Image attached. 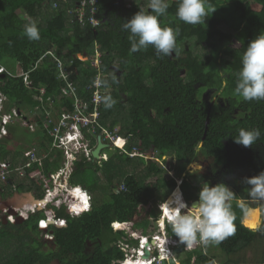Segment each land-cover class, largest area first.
<instances>
[{
    "label": "trees",
    "instance_id": "trees-1",
    "mask_svg": "<svg viewBox=\"0 0 264 264\" xmlns=\"http://www.w3.org/2000/svg\"><path fill=\"white\" fill-rule=\"evenodd\" d=\"M79 1L0 0L2 112H20L0 139V162L11 171L4 182L0 178V198L17 192L42 198L44 179L51 182L49 174L62 167L51 118L72 109L73 99L64 93L57 62H63L80 98L89 99L86 86L95 70L76 55L93 54L94 46L109 87L99 121L117 131L119 146L104 148L106 160H73L68 183L88 191L90 209L71 216L64 205L48 206L57 222L50 227L51 240L37 229L44 210L20 224L3 223L0 210V264H119L124 252L117 242H137L112 223L130 222L152 234L157 226L150 222L159 216L155 202L170 195L178 177L186 201H205L231 187L225 201L211 199L204 212L219 231L215 240L183 250L179 264H214L211 247L228 261L243 249L254 252L259 230L245 227L242 218L254 205L245 200L261 194L238 177L249 163L264 164V0H166L148 8L140 0H97L87 4L83 23L68 13ZM92 9L96 26L88 18ZM37 15L41 20L31 23ZM233 40L237 46H230ZM23 118L33 127L23 126L18 134ZM95 142L91 137V148ZM153 151L165 158L163 167L144 158ZM194 160L203 171L186 170ZM126 167L132 171L123 172ZM166 231L178 235L170 223Z\"/></svg>",
    "mask_w": 264,
    "mask_h": 264
},
{
    "label": "built area",
    "instance_id": "built-area-1",
    "mask_svg": "<svg viewBox=\"0 0 264 264\" xmlns=\"http://www.w3.org/2000/svg\"><path fill=\"white\" fill-rule=\"evenodd\" d=\"M97 4V0H80L77 8L74 9V12H71L68 10V13H73L74 15H78V19L80 22L83 23V16L85 15V12H89L86 9L87 4H90L91 6H94V4ZM95 10H91V15L88 17L90 22L93 25L98 24V20L94 18L93 14H95ZM87 59H83L79 56V54L76 55V57L81 61H89V68L95 70V76L92 82H90L86 88L89 91V99L87 98H80V96L77 93V86L72 82L67 80V74H66V67L64 66L62 61L57 62L58 71H59V77L64 79L66 82V88L64 89V93L68 96H71L73 99L72 109H68L66 112H63L59 118H56L53 120L51 118V122L54 124L52 125V129L50 131L51 136L53 137L54 143L56 146H58L62 150L63 154V163L62 167L58 169L55 173L49 174V178L51 179V182L46 179H44L43 182V199H37L35 197V200H32L31 202L28 200L30 198L29 194H24V198H22V202L24 203L22 206H14L11 209H14L15 212L13 213L8 211L7 209L4 211H1V219L5 218L7 221L15 223V218L17 216V213L19 216H21L23 219H26L28 217V212H26L28 209L30 211H36L39 208H46V204L48 201L54 202L57 206L62 202L66 201L68 203L67 205L74 206L76 203L75 200H73L68 195L67 185H68V177L70 174V171L72 170L73 160L80 157H86L88 160H92L91 150L90 147V138L93 137L96 139L97 135L99 134L102 138V141H109L114 146H119V140L120 138L117 136V131H110L106 127L102 126L99 122V106L102 102L104 95L107 93L108 88L105 86L104 79L106 78V73L103 72L101 68V60H100V52L95 51V54L88 55L89 58L86 56L85 53H82ZM36 67V64L34 65ZM5 70L3 66L0 65V73H2ZM24 79H27V74L24 75ZM27 81V80H26ZM6 100L5 96L0 91V139L4 136H7L9 134L8 126L13 121V119L17 116L15 109H12L11 113H4L3 110V103ZM29 127L32 128L33 125L29 124ZM100 129V130H99ZM99 130V132H98ZM144 158L147 159H155L159 162V164L162 165L161 159H158L157 157H154L153 153L145 152ZM26 155L32 156L31 152H26ZM106 157L105 154H101L100 158ZM99 161V160H97ZM9 169V163L7 162H0V178L1 180L5 181L6 179V172ZM0 186V191H1ZM61 195L62 198H58V196ZM66 196L68 198H66ZM15 197L18 198L17 194H14L13 198H10V200H13ZM53 198L55 201H53ZM66 198V199H65ZM64 199V200H63ZM7 201H0V206L3 205L6 206ZM25 205V206H24ZM43 206V207H42ZM49 217L52 216V211L49 209H45V214ZM190 213V214H189ZM189 214V215H187ZM188 218L191 215H194L193 212H187ZM47 217V219H49ZM187 220H182L181 224H186ZM192 224V222H191ZM190 224V225H191ZM189 232V233H188ZM184 233V231H182ZM187 235H189V242L195 241V235H194V229H190L186 231ZM153 238L156 240H160L158 235H154ZM172 243L175 245L176 241H172ZM188 245L187 247H191V245ZM141 249L138 250V253L143 254L144 249L143 246L140 245ZM160 251H163L160 247ZM154 251V245L150 246V253L152 254L150 259H148L146 262L150 263L155 258L157 261L161 262L162 255H153ZM128 257V256H127ZM126 258V257H125ZM124 258V260H125Z\"/></svg>",
    "mask_w": 264,
    "mask_h": 264
},
{
    "label": "clouds",
    "instance_id": "clouds-1",
    "mask_svg": "<svg viewBox=\"0 0 264 264\" xmlns=\"http://www.w3.org/2000/svg\"><path fill=\"white\" fill-rule=\"evenodd\" d=\"M95 51H99L98 50V48H97V46L95 47L94 46V50H93V54H95ZM80 54H82V53H80ZM93 54H88V55H93ZM83 62V64H87V65H89V61H82ZM0 75H2V73H0ZM105 80V79H104ZM108 88V91H109V87H107ZM107 91V92H108ZM6 101H4V103H5ZM3 103V104H4ZM15 111H16V114H17V116H19L20 115V112H19V114L17 113V111L18 110H16L15 109ZM99 118H100V116H99ZM21 121H26L25 120V118H23V119H20ZM16 122V121H15ZM14 119H13V121L9 124V126H8V130H9V133H10V128L12 127V125H15L14 123ZM100 122V121H99ZM101 124V123H100ZM102 125V124H101ZM103 126V125H102ZM100 130V129H99ZM9 135V134H8ZM7 135V136H8ZM99 135V134H98ZM97 135V136H98ZM5 137V136H4ZM101 137V136H100ZM97 138V137H96ZM102 138V137H101ZM96 140V139H95ZM101 141H102V139H101ZM103 143H106L108 146L107 147H109V145H111V143L109 142V141H102ZM95 144H96V142H95ZM113 145V144H112ZM95 146V145H94ZM94 146L92 147V149L94 148ZM106 148V147H105ZM103 150H104V148H102L101 150H100V155L101 154H104L103 153ZM92 151V150H91ZM150 153H153V155H154V157H157L158 159H161V161H163V159H165L164 157L162 158H159L157 155H156V152H150ZM100 155H99V158L98 159H94L93 157H92V160H99L100 161V159H103V160H106L105 158H100ZM106 155V154H105ZM147 159V158H146ZM148 160H154V161H156L157 162V164L159 165V166H161V167H163V164L161 165V164H159V162L157 161V160H155V159H148ZM194 161H196V160H194ZM194 161H192V162H194ZM192 162H190L189 164H191ZM196 162H198V161H196ZM189 164H187V166H186V170L187 171H190V172H192L191 170L192 169H190V167L188 166ZM175 180H176V186H175V188L172 190V192L170 193V195L173 193V191L175 190V189H179V191H180V194H181V198H182V200L184 201V203H185V206L184 207H180L179 208V211H178V215H177V221H174V220H170V219H167V218H164V211L162 210V206H163V204L165 203V201H166V199L170 196H168L163 202H158V205H157V207H158V209H159V216H158V218L155 220V222H154V224L156 225L157 223H158V225H156L157 226V228H156V230L152 233V234H150V235H144V234H142L139 230H136V229H133L132 228V223H130V222H125V223H118V222H114V223H112V228H113V230H119V229H124L127 225H130V232H126L128 235H129V237H131L132 239H134V240H136V244H134V245H131L130 243H124L123 241H119V242H117L118 244V246H120L121 247V249L123 250V252H124V257L121 259V260H119V261H116V262H118L119 264H158L159 263V261H157V259L155 258L154 260H152L150 263H147L146 261L148 260V259H150V257H151V253H150V246L151 245H154V251H153V255H162V258H161V262H162V264H167V262H168V260H170L169 261V263L170 262H174V260H176V257H177V255H178V253H175L174 252V249L175 248H178V247H180L181 248V251L183 250V249H185V250H191L192 248L191 247H187L189 244H190V242L188 243V245L187 246H182L181 244H180V242L178 241V239L177 238H175V237H183V236H187L188 237V239H189V235H187V233H186V231H188V230H190V229H194V235H195V241H193V242H191V244L190 245H192L193 243H196L197 241H199V239H200V241L199 242H201V240L202 241H204V239H205V237L206 236H212V232H213V229H216L215 231H216V234H215V238H216V236L218 235V233H219V231H218V229L216 228V227H211L210 225H209V220H208V217L207 216H205L204 215V212H201V213H198L197 215L196 214H194V212L191 210V206H190V202L191 201H186L185 199H184V197H183V194H182V192H181V189H180V183H181V180H182V177H178V178H175ZM76 188H79L80 189V192H81V194H82V198H80V197H77L75 194H74V192H73V189H76ZM67 190H68V195L73 199V200H75V204H74V206H72V205H70V206H68L67 204L68 203H66V201H62L58 206L56 205V204H54V202H52L51 200L50 201H48L47 202V204H46V208L45 209H49L48 208V206H55V207H60L61 205H64V206H66L67 208H68V210L70 211V215L71 216H78V215H80L81 213H83L84 211H87V210H89L90 209V195H89V193H88V191L85 189V188H83L82 186H80V185H77V186H70L69 185V183H68V185H67V188H66ZM15 194H17L18 195V198L17 197H15V198H17V199H19V198H24V194H29L30 195V198H31V200L30 199H28L30 202L32 201V200H35V195H33L32 193H15ZM14 196V195H13ZM13 196H11V197H9V198H7V199H5V200H2L1 198H0V201H2V202H4V201H8V199H10V198H12ZM211 196V195H210ZM37 198V197H36ZM58 198H62V196L61 195H59L58 196ZM208 198V197H207ZM37 199H43V197L42 198H37ZM85 200H86V202H85ZM196 200V199H195ZM53 201H55L54 200V198H53ZM193 201V200H192ZM198 201H200V200H198ZM172 206H174V204H171ZM43 207V206H42ZM197 207V206H196ZM10 209V208H9ZM45 209L43 208H39L38 210H44V213H45ZM50 210V209H49ZM37 211V210H36ZM10 212H12V209H10ZM26 212H28V216L30 215V214H33L34 213V211H30L29 209L26 211ZM187 212H193V214L194 215H191L189 218H188V216L187 215H189V214H187ZM187 214V215H186ZM17 216H19L18 215V213H17ZM21 217V216H20ZM47 217H49V216H47L46 214H45V216H44V218H41V219H39L38 220V222H37V229L41 232V235H42V237L46 234H50L49 236L52 238V236H53V230L50 228L52 225H56L57 224V222H56V219L54 218V216H53V214H52V216H50L49 217V219H47ZM28 218V217H27ZM26 218V219H27ZM26 219H23V220H26ZM160 219H163V224H160ZM182 220H187L186 221V224H181V222H182ZM47 221V223H45ZM191 222H192V224H191ZM42 223H45L44 225H42ZM168 223H170L171 225H172V227L173 228H175L177 231H178V235L177 236H173V237H171V236H168L167 235V231H166V224H168ZM61 224H63L64 225V222L62 221V223ZM191 224V225H190ZM125 230V229H124ZM126 231V230H125ZM182 231H184L185 233H186V235L184 234V233H182ZM189 233V232H188ZM134 234V235H133ZM154 235H158L159 236V238H160V240H156L155 238H153V236ZM51 238L50 239H48L47 238V240H51ZM43 239H46V238H43ZM152 241H153V243H152ZM172 241H176V244L174 245L173 243H172ZM145 243H148V245L145 247ZM140 245H142L143 246V249H145V248H147L148 249V251H149V256L147 257V258H143V254L141 255L140 253H138V250H140L141 249V247H140ZM160 247L162 248V250L163 251H160L159 249H160ZM183 248V249H182ZM180 253V252H179ZM175 254V255H174ZM128 256V257H127ZM172 256H174V257H172ZM126 257V258H125ZM124 258H125V260H124Z\"/></svg>",
    "mask_w": 264,
    "mask_h": 264
},
{
    "label": "crops",
    "instance_id": "crops-1",
    "mask_svg": "<svg viewBox=\"0 0 264 264\" xmlns=\"http://www.w3.org/2000/svg\"><path fill=\"white\" fill-rule=\"evenodd\" d=\"M262 156H264V154ZM248 165H250V166H248ZM248 165H247V167H245L244 169H242L240 171V172H242V174H240L238 179L242 178L243 180H245L244 181L245 183L250 182L252 185H255L254 186L256 188L255 194L256 195L261 194V195L260 196L252 195V197L249 200H245L248 203H254V205H249L247 207V209L243 215V218H242V224L252 231L259 230L260 234L257 237V241L260 243L257 244L256 248L254 249V252H252L251 249H249V251H247V252L244 249L242 251H240L239 255H240L242 260H238L240 258L239 257L236 261H234V260L228 261L226 258L221 257L220 256L221 254L218 256V252L216 251L217 248L211 247L212 253H210V251L208 253H209V255H212L215 257V258H213L214 264H264V164L262 163V160H256L255 163H253V164L249 163ZM253 166L257 167L256 170H255V168H253ZM247 175L251 176V179H248V178L245 179V176H247ZM212 184H214V182ZM248 185L250 186V184H248ZM248 185H247V187H248ZM225 186L222 187L219 191L221 192L224 189L225 193H222L221 197H223L224 199H227L228 196L226 195ZM227 186L229 187V191H230L231 190L230 185H227ZM218 192H216V194H214V195L208 196V198L205 201H199L196 209L200 210V213L204 212L207 209V207L209 205V201L211 199L220 200V197H218V195H217ZM238 201L240 203H242V202L244 203V201L241 199H239ZM248 216L250 217L251 220L255 221L253 226L245 224V220L247 219ZM260 228H263V230L262 229L260 230ZM199 241H200V239H199ZM199 241H197L196 243H193V244H196L199 246V244L201 242H203V241H201V242H199ZM254 244H256V242ZM183 250H185V249H183ZM253 256H254V259L257 258L259 260H256V262L254 261V259L252 260ZM233 259H235V258H233ZM178 264H179V261H178Z\"/></svg>",
    "mask_w": 264,
    "mask_h": 264
},
{
    "label": "rangeland",
    "instance_id": "rangeland-1",
    "mask_svg": "<svg viewBox=\"0 0 264 264\" xmlns=\"http://www.w3.org/2000/svg\"><path fill=\"white\" fill-rule=\"evenodd\" d=\"M168 1V0H167ZM166 0H140V2L142 3V5L144 6L145 5V7L146 8H148V7H150L152 4H163V3H165V2H167ZM256 7H259L258 5H256ZM20 14L21 15H24V17H26V15L25 14H23V13H21L20 12ZM40 16H42V14L40 15ZM39 15H37L36 16V19H34V20H32L31 21V23H34V22H36V21H40L41 20V17H40ZM230 46H232V47H234V46H237V42L235 41V40H233V41H231L230 43ZM197 51H198V53L200 54V55H202L203 57L207 54L205 51H203V50H201V49H199V48H197ZM79 56L80 57H82L83 59H87L83 54H79ZM86 56H87V54H86ZM88 58H89V56H87ZM112 69L114 70L115 69V67H112ZM27 121H19V123H18V125L16 126L17 127V129L16 128H13V131H14V129H16L17 130V132H18V134H21V131L19 130V129H21L23 126H25V127H28L27 126ZM15 127V126H14ZM24 128V127H23ZM28 129H30V127H28ZM14 133V132H13ZM15 135V134H14ZM15 139H16V136H13ZM108 157V155H106V157H104L105 159ZM15 162H17V161H15ZM255 163V162H254ZM18 162H17V164H16V166H15V168H17L18 167ZM189 167H190V169H192L191 171H203V166L200 164V163H198V162H196V161H194V162H192L191 164H189L188 165ZM132 171V167H126L125 169L123 168V172H131ZM11 173V171L8 169L7 170V172H6V175H9ZM144 178H145V180L146 181H152V177H148V176H144ZM4 182V181H3ZM225 190H227V191H229V187L226 185L225 186ZM222 193H225L224 192V189L220 192H218L217 193V195H218V197H220V200L219 201H225L226 199H224L223 197H221V195H222ZM100 195V194H99ZM173 194H171L170 195V197L172 196ZM13 198V197H12ZM66 198H68L67 196H66ZM65 198V199H66ZM64 200V199H63ZM7 201V200H6ZM154 200H152V202H153ZM166 202V201H165ZM19 204V206H22L24 203L22 202V198H19V199H17V198H14L13 200H10V199H8V201L6 202V206L5 205H3L2 207L0 206V210L1 211H4V210H6L7 209V206L9 207H11L12 208V206H17ZM157 205H158V201H156L155 202V207H156V209L159 211V209H158V207H157ZM25 206V205H24ZM196 207H191V210L194 212V214H198V213H200V210L199 211H196V210H194ZM13 211H14V209H13ZM48 215L47 216H49V213H47ZM153 226H154V223L153 222H150ZM156 225H158V223L156 224ZM130 225H127L124 229L126 230V232H130ZM216 229H213V232H212V236H206L205 237V239H204V241L203 242H201L200 244L202 245V243H212L214 240H215V234H216V231H215ZM50 234H45L44 236H43V238H48V239H50L51 237L49 236ZM134 235V234H133ZM202 241V240H201ZM199 244V245H200ZM198 245H196V244H193V245H191V248H194V247H197ZM216 251L217 252H221V254L223 253L220 249H216ZM210 253H212V250H210ZM175 255V254H174ZM225 255V254H224ZM226 256V255H225ZM172 257H174V256H172ZM183 257H185V252L184 251H180V253H178V256L176 257V260H174V262H170L169 263V261L170 260H168V262H167V264H178V261H179V258H183ZM52 264H57L55 261L52 263ZM158 264H162V262H159Z\"/></svg>",
    "mask_w": 264,
    "mask_h": 264
},
{
    "label": "bare ground",
    "instance_id": "bare-ground-1",
    "mask_svg": "<svg viewBox=\"0 0 264 264\" xmlns=\"http://www.w3.org/2000/svg\"><path fill=\"white\" fill-rule=\"evenodd\" d=\"M74 194L77 197L82 198V194L80 192L79 188L73 189ZM173 195L170 197H168L166 199V202L163 204L162 206V210L164 211V218L170 219V220H174L177 221V215H178V211L180 207H184L185 203L181 200V194L179 189H175L172 193ZM86 202V200H85ZM170 204H175L174 206H170ZM14 206H12L13 208ZM8 208L11 209V207L9 206ZM13 211V209H12ZM15 212V210L13 211V213ZM160 224H163V219H160ZM42 225H44V223H42ZM184 234L186 235V233L184 232ZM142 255V254H141Z\"/></svg>",
    "mask_w": 264,
    "mask_h": 264
},
{
    "label": "water",
    "instance_id": "water-1",
    "mask_svg": "<svg viewBox=\"0 0 264 264\" xmlns=\"http://www.w3.org/2000/svg\"><path fill=\"white\" fill-rule=\"evenodd\" d=\"M17 113L19 114V111H17ZM107 146H108V145H107L106 143H103V142L101 141V137H100V135H98L97 138H96V144H95L94 148H93L92 151H91V155H92V157H93L94 159H98V158H99V155H100V150H101L102 148L107 147ZM198 203H199L198 200H193V201L190 202V206H191V207H196V206L198 205ZM8 211H10V209H8ZM23 221H24V220H23L22 217H20V216H16V218H15V223L20 224V223H22ZM2 222H3V223H7L8 221H7V219L3 218V219H2ZM175 238L178 239V241L180 242V244H181L182 246H187L188 243H189V239H188L187 236H183V237H180V238H179V237H175ZM152 243H153V241H152ZM147 245H148V243H145V247H146ZM180 251H181V248H180V247L174 249V252H175V253H179ZM142 256H143V258H147V257L149 256V251H148L147 248L144 249V254H143Z\"/></svg>",
    "mask_w": 264,
    "mask_h": 264
},
{
    "label": "flooded vegetation",
    "instance_id": "flooded-vegetation-1",
    "mask_svg": "<svg viewBox=\"0 0 264 264\" xmlns=\"http://www.w3.org/2000/svg\"><path fill=\"white\" fill-rule=\"evenodd\" d=\"M45 223H47V221H46ZM45 223H44V224H45Z\"/></svg>",
    "mask_w": 264,
    "mask_h": 264
}]
</instances>
